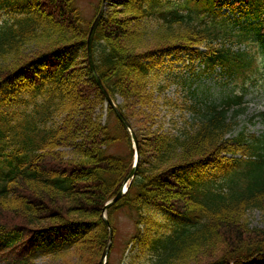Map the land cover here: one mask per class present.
<instances>
[{
    "label": "trees",
    "instance_id": "16d2710c",
    "mask_svg": "<svg viewBox=\"0 0 264 264\" xmlns=\"http://www.w3.org/2000/svg\"><path fill=\"white\" fill-rule=\"evenodd\" d=\"M224 4L236 16L220 14ZM0 13V213L18 218L0 222V263L36 264L44 250L82 264L84 254L98 250V264L109 238L104 205L121 190L132 154L106 153L120 140L121 125L103 121L106 99L87 52L93 19L75 0H0ZM242 44L246 49L237 47ZM180 51L235 79L256 53L264 54V0H239L235 7L229 0L113 1L95 33L93 55L133 126L134 116L142 125L151 118L138 114L137 105L151 104L162 90L149 85L154 67L147 61ZM243 97L228 95L205 110L199 100L188 106L195 120L177 133L156 130L147 142L139 137L136 177L108 212L136 211L143 228L132 240L150 249L145 264L206 257L211 260L201 264H264V230L242 229L248 210L264 209V134L232 135L246 111ZM208 166L223 182L202 173ZM153 212L179 219L172 225ZM219 242L228 243L227 253L209 258Z\"/></svg>",
    "mask_w": 264,
    "mask_h": 264
},
{
    "label": "rangeland",
    "instance_id": "374dc122",
    "mask_svg": "<svg viewBox=\"0 0 264 264\" xmlns=\"http://www.w3.org/2000/svg\"><path fill=\"white\" fill-rule=\"evenodd\" d=\"M76 5L81 9L86 19H93L97 12V5L100 4L101 0H75ZM110 1V2H109ZM117 1V0H113ZM113 1L106 0V11L110 9ZM177 55H162L156 54V58L153 60L156 62L160 61L161 58L165 60L161 66H155L153 72L154 76L152 81H149V85L159 86L161 84L166 85L165 90L156 89L154 92L153 102L149 105L141 106L137 105L138 114L141 112L146 113L151 118L145 125H142L143 120L139 116H134L132 119L135 127V131L138 136H142L145 142L148 140V134L155 132L156 130H163L171 132L172 134L177 133L184 121L190 120L193 122L194 117L189 110L183 109L182 103L188 104L194 102L198 98H206L210 101H220L228 93H241L243 92V86L246 92V101L248 108L245 113L241 114L237 119L236 132L245 128L250 134H262L264 132V120L262 119L261 113L264 111V65L261 66L258 73L253 74L248 81H243L240 78L233 80L228 74H207L203 73L202 76H196L191 73L185 66L189 62V55L182 54V60L179 62ZM174 59V60H173ZM261 61V59H259ZM261 62L259 63V66ZM171 66L173 68H171ZM156 71V73H155ZM200 72V70H197ZM118 97V102H122V97ZM166 98H170L176 105L169 104ZM136 109V108H135ZM107 107L105 106L104 120L109 121L112 127L117 125L118 118L112 114H107ZM121 134V140L115 142L108 148V151L112 154L129 155L131 145L130 140L125 136L126 131L122 127L119 131ZM135 133V134H136ZM136 134V135H137ZM140 142V141H139ZM134 156L135 151L133 148ZM140 152V147H139ZM64 153L67 156L75 154L74 150L64 148ZM1 224L11 225L18 220V218L9 213L6 210L0 213ZM114 228H113V244L111 251L109 252V264H145L147 261V249L142 248V245H135L132 241L133 235L137 232L136 229V214L130 210L124 208L114 212ZM244 220L249 225H243L242 229H263L264 230V209L254 208L246 212ZM248 235V234H246ZM253 236L249 235L248 239H252ZM247 240V236H245ZM244 241V240H243ZM228 243L219 242L216 249L210 252V257L215 255H221L227 253L225 250ZM98 250H93L84 254V260L82 264H94V260L97 258ZM211 259L207 257L200 261L190 262L187 264H201L206 263ZM213 260V259H212ZM1 264V263H0ZM4 264V263H2ZM36 264H81L72 259H61L55 258L47 254L38 253Z\"/></svg>",
    "mask_w": 264,
    "mask_h": 264
},
{
    "label": "water",
    "instance_id": "95a60500",
    "mask_svg": "<svg viewBox=\"0 0 264 264\" xmlns=\"http://www.w3.org/2000/svg\"><path fill=\"white\" fill-rule=\"evenodd\" d=\"M104 8H105V7H104V5H103L102 9L100 10V12H99V14H98V16H97V18H96V20H95V22H94L92 28H91L90 36H89V46H88V49H89L90 64H91V67H92V69H93V71H94L95 79H96L97 83L100 85V87H101L102 91L105 93V95L109 98L110 101H112V100L110 99V97L108 96V93H107L106 90L104 89V87H103V85H102V82H101L100 78L98 77V75H97V73H96V71H95V69H94L93 60H92V45H91V43H92V38H93V36H94L95 30H96V28H97V26H98L100 20H101L102 17H103V14H104ZM117 113H118V116H119V118L121 119V121L124 123V125H125L127 128H129V127H130V126H129V123L126 121V119L124 118V116L122 115V113H121L119 110H117ZM135 141H136V143H137V139H136V137H135ZM133 174H134V171L131 173V175H133ZM107 253H108V250L105 251V255H106ZM99 264H102V262H100Z\"/></svg>",
    "mask_w": 264,
    "mask_h": 264
}]
</instances>
